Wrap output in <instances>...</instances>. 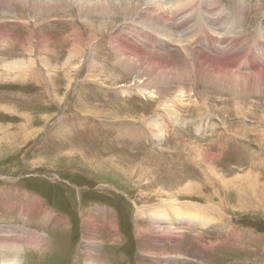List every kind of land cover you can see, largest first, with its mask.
Returning a JSON list of instances; mask_svg holds the SVG:
<instances>
[{
	"label": "rangeland",
	"instance_id": "1",
	"mask_svg": "<svg viewBox=\"0 0 264 264\" xmlns=\"http://www.w3.org/2000/svg\"><path fill=\"white\" fill-rule=\"evenodd\" d=\"M61 1L0 0V233L20 264H264V78L249 64L264 0H188L183 18L163 0L183 44ZM207 35L229 36L214 52L232 75L205 72Z\"/></svg>",
	"mask_w": 264,
	"mask_h": 264
},
{
	"label": "bare ground",
	"instance_id": "2",
	"mask_svg": "<svg viewBox=\"0 0 264 264\" xmlns=\"http://www.w3.org/2000/svg\"><path fill=\"white\" fill-rule=\"evenodd\" d=\"M68 1L71 0H62L61 3L62 4H66L68 3ZM72 1H79V0H72ZM86 1V5H84L83 7L85 8V12H89L92 13L91 15H99L100 17H109L111 18H116V17H126V18H132L133 20L136 18L135 17H139L142 18L143 16L147 17L146 20H150L152 24H149V26L153 27L154 30H156L158 33H163L165 35V38L173 39V36H177L175 34V32L177 33V29H179L178 25L172 24L170 22V17H168L167 15H165L166 13L163 11V0H84ZM175 3H177L178 5L175 7L173 5V9H176L174 11H176L175 15H180L182 17L183 13L185 11H187L188 9H190L188 5V0H174ZM191 2H194L195 0H190ZM88 2V3H87ZM90 2V3H89ZM169 3V2H167ZM190 3V2H189ZM196 3V2H195ZM192 4V3H191ZM178 8V9H177ZM192 9V6H191ZM190 9V10H191ZM192 11V10H191ZM169 13V12H168ZM200 13V12H199ZM182 14V15H181ZM84 15H87L86 13ZM89 15V14H88ZM139 15V16H137ZM174 16V14H173ZM225 16V15H224ZM200 17V16H199ZM93 18V16H92ZM183 18V17H182ZM195 17L193 20L197 21V22H201L203 19ZM228 20V18H226ZM134 20V21H135ZM129 21V20H128ZM145 21V20H144ZM181 21V19H180ZM206 23H209L208 20H205ZM92 22V21H91ZM143 22V21H142ZM218 22V21H217ZM132 23V22H131ZM190 21L189 19H183L181 21V26L183 27H187V25H189ZM97 24V23H96ZM217 24V23H214ZM93 25V24H92ZM90 26V25H89ZM91 27V26H90ZM94 28V26H93ZM97 28V27H96ZM96 30V29H95ZM98 30V29H97ZM96 30V31H97ZM163 30V32L161 31ZM191 30V29H190ZM183 31V30H182ZM188 31V30H187ZM141 32V31H140ZM233 33V32H232ZM261 35L263 34L262 32H260ZM193 34V33H192ZM187 36V34H182L181 36H177V38L173 39L174 42H176L177 40L180 41V43H184L185 41H187L188 37L185 38ZM191 36V34H190ZM257 36V35H256ZM147 37V36H146ZM229 36H225L220 38V41H216L214 38H212L211 36L207 35V45H206V49L209 50V53L206 51H199L196 50V56L197 59L198 58H204V60L206 59V62L208 63L210 60V67L205 70V72L209 73L208 75H210L212 73V71H214L215 74L217 73H225V74H231V72L228 71V69L225 68V66L223 65V62L220 61L221 59L219 58L220 56H218L217 54H215L214 49L220 47V50L225 47V46H229V44H227L226 42L229 40L228 38ZM160 38V37H159ZM193 38V36H192ZM191 38V39H192ZM184 39H186L184 41ZM262 40L258 41V45L257 47H260V49L262 50V52L260 54H258L256 57L253 53L249 54V64H250V70L253 72L255 71V74L251 73L253 76L256 77H260V78H264V39L261 38ZM231 40V39H230ZM233 40V39H232ZM184 41V42H183ZM191 41V40H190ZM197 41V39H195V42ZM242 41V40H241ZM188 42V41H187ZM194 42V41H193ZM194 42V43H195ZM221 42V43H220ZM225 42V44H224ZM193 44V43H192ZM218 44L219 46H214ZM232 44V42H231ZM131 45V44H130ZM133 45H131L132 47ZM189 46V45H188ZM190 47V46H189ZM188 47V48H189ZM140 48V47H139ZM186 48V46H185ZM140 50V49H139ZM146 50V49H145ZM189 50V49H188ZM201 50V49H200ZM249 51V49H248ZM247 51V52H248ZM153 52V51H152ZM206 52V53H205ZM225 52V51H224ZM228 52V51H227ZM226 52V53H227ZM159 53V52H158ZM210 53L212 55H210ZM224 53V54H226ZM230 52H228L229 54ZM215 54V55H214ZM239 55H241L238 52ZM253 54V55H252ZM165 55V54H164ZM136 60H138L139 62H143L144 60H149V63L151 65H153L154 67L157 66H162L166 65L167 61V57L170 56H162L159 54H152L149 51H138V53H136ZM235 56V54H234ZM239 57V56H238ZM236 57V58H238ZM246 57V56H244ZM127 58V57H126ZM172 58V57H171ZM232 58V57H231ZM234 58V57H233ZM128 60V58H127ZM233 61V60H231ZM237 61V60H236ZM135 62V61H134ZM202 63V61H200ZM226 62V61H225ZM228 62V61H227ZM235 62V61H234ZM128 63V62H127ZM229 63V62H228ZM132 64V63H131ZM144 64V63H143ZM231 64V63H230ZM233 64V63H232ZM130 65V64H129ZM135 65V63H134ZM229 65V64H228ZM144 66V65H143ZM201 66V65H200ZM199 66V68H200ZM227 66V65H226ZM202 67V66H201ZM206 68V67H205ZM228 68V67H227ZM198 72H202V68L201 71ZM202 74V73H201ZM237 75V74H236ZM245 76V75H244ZM205 78V77H204ZM69 81V80H68ZM70 85V84H69ZM180 95V94H179ZM179 98V97H178ZM58 99V98H56ZM174 114V113H173ZM175 115V114H174ZM109 116V115H108ZM144 116V115H143ZM251 178V177H250ZM252 180V179H251ZM249 187L247 188H252L255 191L257 190L256 187H260V182L258 180V182L254 181H250L249 183ZM201 185V184H200ZM195 186V185H194ZM202 186V185H201ZM243 186V185H242ZM264 185H262L263 187ZM193 188V187H192ZM259 189V188H258ZM243 190V189H242ZM246 190V188H245ZM244 190V191H245ZM250 190V189H249ZM260 190V189H259ZM258 190V191H259ZM252 191V190H250ZM257 191V192H258ZM264 191V190H263ZM256 194V193H255ZM259 194V193H258ZM242 195V194H241ZM264 195V193L262 194V196ZM254 196V194H253ZM251 198V196H248ZM260 197V196H259ZM261 198V197H260ZM245 197L243 198L244 201H242V198H238L236 200V202H238V207H241L240 209L247 211L246 209H252L253 207H249L252 206L253 204L249 201H245ZM253 201L257 200L254 198H251ZM261 201V200H260ZM263 203H264V199H262ZM257 202H259L257 200ZM261 204V203H260ZM243 205V207H242ZM262 205V204H261ZM233 207V206H232ZM237 208V207H236ZM260 209V208H257ZM262 209V208H261ZM197 210V209H196ZM252 210H256V208L252 209ZM264 210V208L262 209ZM182 213H172L170 217L173 218V220L176 221H180V222H185L184 224H189L193 221H196L198 224H201L202 227H206L208 226L212 221L213 217L210 216H205L206 218L203 219L202 216H204L203 214H198V211L195 213H186L184 211L181 210ZM249 212V211H248ZM169 213V212H168ZM165 215V214H164ZM168 216L170 214H167ZM154 216V215H153ZM155 217H157L155 215ZM211 219V220H210ZM166 220H159L156 219L157 223L163 224ZM163 226V225H162ZM20 238V237H19ZM22 238V237H21ZM29 240V239H28ZM21 241V240H19ZM174 242V241H173ZM18 238L14 237L13 235H10V233H7L6 235H2L0 233V251L2 253V257H3V263L2 264H20L21 261V251L19 249L18 246ZM178 241L174 242V247L177 245Z\"/></svg>",
	"mask_w": 264,
	"mask_h": 264
},
{
	"label": "crops",
	"instance_id": "3",
	"mask_svg": "<svg viewBox=\"0 0 264 264\" xmlns=\"http://www.w3.org/2000/svg\"><path fill=\"white\" fill-rule=\"evenodd\" d=\"M186 213H191V212H190V211H187V212H185V214H186ZM203 215H204V214H203ZM202 218L205 219L206 217H205V216H202Z\"/></svg>",
	"mask_w": 264,
	"mask_h": 264
}]
</instances>
